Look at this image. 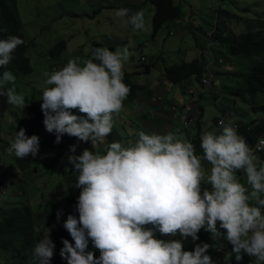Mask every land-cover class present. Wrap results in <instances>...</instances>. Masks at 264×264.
<instances>
[{
	"label": "clouds",
	"instance_id": "9594fccd",
	"mask_svg": "<svg viewBox=\"0 0 264 264\" xmlns=\"http://www.w3.org/2000/svg\"><path fill=\"white\" fill-rule=\"evenodd\" d=\"M129 12L121 8L115 14L126 17L133 30H145L144 12ZM22 43L15 35L0 39V67L10 63ZM129 57L127 46L114 51L96 47L92 58L70 59L62 69L46 74L50 87L40 97L43 123L48 132L56 133L57 143L64 134L91 141L93 148L104 142L113 129L114 114L121 112L130 92L123 70ZM14 80L12 72L0 73V95L23 107L25 98L15 87L3 89ZM72 109L86 116L73 114ZM200 147L202 156L182 135L143 131L130 146L114 141L103 154L84 149L77 155L71 146L67 160L78 173L75 188L80 194L75 205L78 216L69 214L63 222L74 244L63 239L61 257L67 264H214L207 243L185 251L182 240L155 236L158 230L196 241L204 229L224 236L233 245L235 259L242 258L243 250L256 257V264L264 261V165L257 167L252 149L229 124L219 133H203ZM39 150V136H28L23 128L16 131L8 149L18 158L35 157ZM205 160L212 165L210 170H205ZM241 169L251 191L236 178ZM61 215L62 210L58 220ZM89 240L100 250L99 257L87 251ZM54 249L50 234L44 235L33 250L38 264H51ZM229 259L233 258L221 264Z\"/></svg>",
	"mask_w": 264,
	"mask_h": 264
},
{
	"label": "rangeland",
	"instance_id": "374dc122",
	"mask_svg": "<svg viewBox=\"0 0 264 264\" xmlns=\"http://www.w3.org/2000/svg\"><path fill=\"white\" fill-rule=\"evenodd\" d=\"M11 1L16 2L20 13L23 32L28 44L27 56L30 58L33 72L20 77L14 75V82L3 85L5 90L8 87H15L16 92L24 96L25 105L21 107L9 103L6 112L0 111V207L2 209H6L9 204L13 203L20 206L28 204L35 211H42L47 207L52 209L54 206L57 212L62 210V215L58 220L56 213L53 226L66 230L63 222L67 216L69 214L78 216V212L71 208L65 200L67 184L63 174L74 172L68 163L67 156L70 153H67L66 149L71 150V146L75 145L77 155L84 149L103 154L106 153L107 145L111 142L118 141L122 146L128 147L133 144V140L138 138V135H134L135 132L147 133V122L140 119V116L128 118L129 122L125 124L124 113L128 106L123 103L121 112L113 116L114 132L110 133L112 139L108 140L105 137L103 143H98L93 148L91 141H80L77 137L64 134L61 141L57 143L56 133L48 132L44 127V130L38 134L40 150L34 157L31 168L26 172L19 170L16 156L8 151L16 131L20 130L17 119L26 113L31 104H36L41 108L42 92L50 87L45 83L46 74L50 75L62 69L70 59L79 57L81 61H84L92 58V50L96 47H107L114 51L127 46L130 57L124 65L126 66L125 72L138 73L134 82L143 84L148 89L145 88L148 92L143 98L152 99V102L153 98L163 96L161 89L166 81L163 78L165 68L175 64L190 63L198 58H203L208 65L212 63L214 56L217 61V66L213 67L216 73L214 82L216 90L223 94L219 104L215 100L216 94L209 87L201 85L195 77L181 84L172 85L168 94V102L175 101V97L178 96V99L189 97V103L193 104L194 96L196 104L204 110L203 117L200 118L202 134L218 131L214 122L222 115V109L233 111L242 124L254 126L256 122L263 119L262 114L252 111V106L262 104L264 97L258 95L252 98L247 95L242 99L233 96V92L239 88L240 83L227 75L230 72H248L250 64L247 62L243 65L237 64L228 56L227 44L220 43L219 40L222 37L221 34H224V38H229L255 33L259 29L264 30V0H175L182 10L181 19L165 24L156 37L152 35L154 14H149L147 10H142L146 22V28L143 31L133 30L130 24L125 23L126 17L116 16V10L112 9L100 14L103 5H110L111 9V0ZM140 1L144 4L148 3V6L152 8L147 0ZM122 2L120 0V3ZM105 21L108 24L104 23ZM218 24L219 28L216 32ZM211 34L212 37H210ZM60 41L66 42L67 49L60 59L55 61L50 57L49 51ZM143 56L146 57V62L141 61ZM53 66L54 69H52ZM147 66H151L150 73L145 72ZM186 87L188 90L193 89V93L187 90L185 94ZM3 96L0 95V98ZM164 98L160 102L157 100L153 103L160 104L164 102ZM136 106L141 113L139 104ZM199 112L202 113V111ZM190 130L192 135H197L196 126H191ZM177 136L181 135L177 134ZM60 154L62 158L52 170V160ZM254 155L257 157V167L264 165V153ZM236 178L251 191L243 170L240 176L236 174ZM203 187L211 189V185L205 184ZM220 231L226 230L220 229ZM155 236L166 241L181 237L179 234H161L158 230ZM198 236L197 244H209L207 254L211 256L214 264H221L220 262L226 259L224 257L227 255L226 247L230 244L226 238L204 229L200 230ZM190 239L191 237L186 239L187 250L185 251H192L191 246L195 247ZM62 247L63 245L59 243L55 244L54 255L51 258L52 264H67V261L60 255ZM232 248L231 244L230 250ZM219 250L224 251V256L223 252L219 253ZM87 251H92L96 257L101 254L91 242H89ZM12 261V254L0 249V263H12Z\"/></svg>",
	"mask_w": 264,
	"mask_h": 264
},
{
	"label": "trees",
	"instance_id": "16d2710c",
	"mask_svg": "<svg viewBox=\"0 0 264 264\" xmlns=\"http://www.w3.org/2000/svg\"><path fill=\"white\" fill-rule=\"evenodd\" d=\"M147 1L155 8V14L152 20L153 37L157 36L165 24L181 19L182 10L180 6L176 4L175 0ZM218 28L219 24L216 32ZM11 35L22 38L23 43L13 52L10 63L5 67H0V73L7 70L12 72L16 77L29 75L33 72V69L30 58L27 56L28 44L23 32V24L17 4L15 1L11 0H0V39H5ZM221 36L219 42L227 44V53L230 58L240 65H243L245 62L250 64V70L248 72L227 73L229 77L238 80L240 83L239 88L233 92V96L241 97L242 99L247 95L252 98L258 95L264 97V30L259 29L255 33H247L238 37L231 36L229 38H224V34H221ZM66 49V42L60 41L50 49V57L56 61L60 59L62 53ZM206 67L207 64L205 60L203 58H198L190 63L175 64L167 67L163 75L165 79L173 85L181 84L193 77L201 84ZM52 69H54V66ZM150 71L151 66H147L145 72L150 73ZM134 75V73H124V82L130 87L127 98L131 101H136L138 99V91L144 89V86L132 80ZM218 98L219 96L217 95L215 99ZM8 106L7 97L4 95L0 98V111L6 112ZM71 111L73 114L86 116V114L80 113L78 109H72ZM201 111L203 112L202 109ZM252 111L262 114L263 119L256 122L254 126L242 124V122H240L241 132L245 137V141L250 142V147H253L259 138L264 137V102L262 104L259 103V105H253ZM201 117H203V114L199 115L196 123V127L198 128L197 135L190 139L198 156L203 155V150L200 147L202 135L200 126ZM44 119L45 116L42 108L36 104H31L26 113L17 119V123L19 129L23 128L26 130V135H38L44 130ZM217 121L218 118L215 119V126ZM220 131L221 130H218L216 133ZM113 132L114 130L112 129L111 133ZM106 138L110 140L112 136L108 134ZM66 152L70 153L71 150L68 148ZM61 158L62 154L52 160V170L58 165ZM33 159L34 157L31 155L26 158L16 157V164L19 170L21 172L29 170L33 163ZM63 176L67 184L66 203L71 208L75 209L80 194V189L75 188L78 173L67 172L64 173ZM13 205L14 206L6 209L0 207V249L4 252H10L13 256L12 263L4 262L0 264H38L33 250L38 241L46 234H50L54 244L59 243L63 245V239H68L74 244L67 230L53 226L57 213L54 206L52 209L45 208L42 211H35L28 204H22L20 206L13 203ZM145 227H153V225H146ZM37 229L39 230L37 231ZM89 242L92 243L91 240H89Z\"/></svg>",
	"mask_w": 264,
	"mask_h": 264
},
{
	"label": "crops",
	"instance_id": "0c3cea01",
	"mask_svg": "<svg viewBox=\"0 0 264 264\" xmlns=\"http://www.w3.org/2000/svg\"><path fill=\"white\" fill-rule=\"evenodd\" d=\"M121 1H123V2L120 3V0H111L110 1V4H112L111 5V9L109 8L110 5L109 6L103 5L102 13H100V14H103L104 12L106 13L107 11H111L112 9L113 10H118L116 8H127V9L130 10V12H133V13H135L138 10H143V11L147 10L149 12V14H155L154 13V11H155L154 10L155 9L154 6L152 5V8H150L148 6V3L144 4L140 0H121ZM145 2H147V1H145ZM130 12H129V15H131ZM104 23L108 24V22H106V21ZM123 70H124V73H127V72H125L126 66H124ZM134 74L135 75L132 78L133 81H135V77L137 76L136 74H138V73L134 72ZM163 78H165L164 75H163ZM189 80H187V81H189ZM139 85L144 86L143 84H139ZM164 85L165 86H163L161 90L163 92L162 98H164V97L165 98H164V102H162L160 104H154L152 102V99H144L145 96H146V93L148 92L147 91L148 89L146 87H144V89H141V90L138 91V95H137L138 99L136 101H131V100L129 101L128 98L125 99V101L123 103L125 104V106H128V109L124 113V118L126 120L125 121L126 125L129 122L128 118L132 119L135 116L136 117L140 116V119H144V121L147 122V127H146V132L147 133L155 132V133H160V134H167L168 132L174 131L180 125V120L175 118L174 115H173V112H172V109H171V105L172 104L183 105V104L189 103L190 99H188L189 97H186L187 99L186 98L178 99V96H176L175 97V101L168 102L169 101L168 100V97H169L168 94H169L173 84L169 83L166 80ZM157 87H159V86H157ZM187 90H188V87H186L185 94L187 93ZM131 102L135 103V105H132ZM137 104H139V106H140V112L141 113H139V111L137 109V106H136ZM130 105H132V106H130ZM199 107H200V110L201 109L203 110V108H201V106H199ZM138 113H139V115H138ZM202 113L204 114V110H203ZM134 135H138V132H135ZM180 135H182L183 137H185L189 141H190L191 138L194 137V135H192V131L191 130H189V131H187V132H185L183 134H180ZM137 139L133 140L132 143H134ZM202 164H203V166H204L206 171L210 170V168L212 167L210 162H207L206 160L202 161ZM240 173H241V170H237L236 171V174L239 175V176H240ZM8 206L11 207V206H14V205L13 204H9ZM173 240H183L184 250H187L186 244H185L186 243V239H184L182 236L181 237H174ZM190 240L192 241V244L194 246H196L197 241L199 242V239L196 240V241H193L192 238H191ZM230 245L231 244L227 245V247H226L227 250L225 251V253L227 255L224 256V254H223V256L226 259H227V257H233V255L237 256V254H235L232 251L233 248L230 250ZM194 248L195 247L191 246L190 250H194ZM239 255L242 257L241 259H246L249 256V254H247L243 250L241 251V253ZM236 256L233 257V258H236ZM222 262H220V263H222ZM260 264H264V261H260Z\"/></svg>",
	"mask_w": 264,
	"mask_h": 264
},
{
	"label": "built area",
	"instance_id": "2783aa9c",
	"mask_svg": "<svg viewBox=\"0 0 264 264\" xmlns=\"http://www.w3.org/2000/svg\"><path fill=\"white\" fill-rule=\"evenodd\" d=\"M212 37V34L210 35ZM212 63L208 64L205 70V74L202 78L201 85L205 87H209L213 93L218 95L219 98L215 99L216 103L219 104L220 99L222 98L223 94H221L219 91L216 90V83L214 82L215 79V71L213 70V67L217 66L216 58L212 57ZM146 57L143 56L141 58V61L146 62ZM223 67L226 68V66L223 64ZM190 93H193V89L188 90ZM160 102L162 100V96H158L153 98V102ZM193 104L186 103L183 105L179 104H172L171 109L173 112V115L175 118L180 120V125L174 130V133L176 134H183L184 132L190 130L191 126H194L198 121V116L200 115L199 106L196 104V101L193 96ZM225 124H229L232 127H234L237 131V133L244 137V135L241 132V123L237 119V115L230 110L222 109V115L220 118H218V121L216 123V127L218 130H222V126ZM245 139V137H244ZM247 144L250 147V142H247ZM252 149L253 154H262L264 153V137H261L258 139V141L254 144L253 147H250ZM256 257L249 256L246 259H229L225 261L223 264H256Z\"/></svg>",
	"mask_w": 264,
	"mask_h": 264
}]
</instances>
